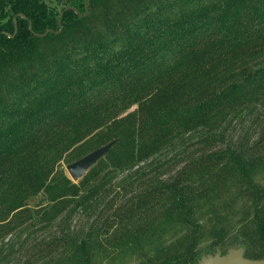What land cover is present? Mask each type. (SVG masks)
Returning <instances> with one entry per match:
<instances>
[{
    "label": "trees",
    "instance_id": "trees-1",
    "mask_svg": "<svg viewBox=\"0 0 264 264\" xmlns=\"http://www.w3.org/2000/svg\"><path fill=\"white\" fill-rule=\"evenodd\" d=\"M88 7L0 0V262L264 258V0Z\"/></svg>",
    "mask_w": 264,
    "mask_h": 264
},
{
    "label": "water",
    "instance_id": "water-1",
    "mask_svg": "<svg viewBox=\"0 0 264 264\" xmlns=\"http://www.w3.org/2000/svg\"><path fill=\"white\" fill-rule=\"evenodd\" d=\"M85 13L88 14V0H84ZM74 9L77 13L81 14L77 7L68 6L65 9ZM63 12H61L62 16ZM24 16V14H22ZM61 21L59 20V23ZM29 28L32 29V24L30 21ZM60 26V30H61ZM41 35V34H38ZM114 141L108 142L94 150L88 152L79 159L67 164L66 170L75 182L79 181L84 174L93 166L100 158H102L105 153L111 148ZM194 264H264V258H250L245 256V247H229L225 252L221 248H217L215 252H205L197 259Z\"/></svg>",
    "mask_w": 264,
    "mask_h": 264
},
{
    "label": "rangeland",
    "instance_id": "rangeland-1",
    "mask_svg": "<svg viewBox=\"0 0 264 264\" xmlns=\"http://www.w3.org/2000/svg\"><path fill=\"white\" fill-rule=\"evenodd\" d=\"M67 162H63L62 163V167L65 169V171L67 172V170H66V166H67ZM68 173V172H67ZM40 198V195H38V196H36V197H34L33 198V200H32V203H34L35 201H37L38 199ZM80 220V219H79ZM73 223L76 225V221L74 220L73 221ZM227 227V226H226ZM53 228L54 227H52V230H53ZM44 234H47V233H42L41 231L39 232V233H37V237H41V236H43ZM15 237L13 236V239H14ZM12 239V240H13ZM211 240H212V237H211V235H209L207 238H204L202 241H201V243H200V245L198 246L199 247V249H201V250H204V249H206L208 246H209V243L211 242ZM14 242H16V247H15V250H14V252H13V254H12V257L14 256V258H17V259H20L21 261L22 260H24V258H25V255H24V251H23V248H24V246H23V244H24V237H21L20 239H14ZM21 245L23 246V248L21 247ZM20 247L22 248V249H20ZM10 257H11V255H10ZM132 259H128L126 256L124 257V259H114V261L113 260H106V259H104V260H102L101 262H99L98 264H139V262H140V259H138V258H134V257H131ZM0 264H6V263H4V262H0ZM63 264H65L64 262H63Z\"/></svg>",
    "mask_w": 264,
    "mask_h": 264
}]
</instances>
